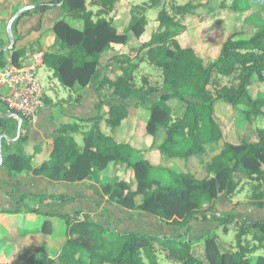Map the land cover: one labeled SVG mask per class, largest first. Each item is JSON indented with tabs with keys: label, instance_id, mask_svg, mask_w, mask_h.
I'll return each instance as SVG.
<instances>
[{
	"label": "trees",
	"instance_id": "trees-1",
	"mask_svg": "<svg viewBox=\"0 0 264 264\" xmlns=\"http://www.w3.org/2000/svg\"><path fill=\"white\" fill-rule=\"evenodd\" d=\"M240 1L254 0H233L232 9L239 10ZM116 4L117 0H53L36 4L34 9L21 14L59 8L67 17L68 21L64 18L52 27L54 52L45 51L42 56L44 68L64 89L86 88L97 73L103 54L112 46L125 47L130 36L138 41L133 47L137 60L121 53L112 58L118 72L112 75L107 71L93 87L96 114L88 118L69 117L57 129L48 161L33 167L23 154L11 153L0 160V167L10 177L25 172L57 183H99L110 203L150 215L177 233L171 238L140 232L115 233L84 212L42 213L38 206L24 205L26 199L67 202L69 197L25 195L15 199V204L23 205L25 213L45 218L37 228L35 225L17 231L18 236L51 239L53 226L48 218L63 221L64 236L54 254L40 245L30 249L19 263L16 251L12 264H264V220L238 222L230 214L214 211L219 197L232 196L243 183L253 186L251 204L264 208V126L256 128L254 141H225L206 165V175L201 179L189 171L153 165L146 158L154 150L170 160L188 161L203 155L206 145L220 142L223 132L214 117L218 102L243 106L241 116L250 125L264 116V91L260 98L252 99L249 90L254 76L264 85V23L252 36L238 31L227 37L220 44L217 58L205 63L180 38L186 20L194 15L193 5H174L172 13L159 11L158 30L145 41L144 18L131 17L123 31L116 28L112 17ZM70 21L81 23L80 29ZM65 50L68 52L62 53ZM9 51L13 52L14 64L19 66L25 53L13 48L1 50L0 66L2 55ZM141 64L160 71V85H151L144 77L137 84L135 73ZM220 79H234L236 83L222 85ZM157 95L160 97L149 107L145 127L151 146L140 151L141 158L134 160V149L129 143L117 141L116 134L128 117V101L135 100L138 106L146 107ZM170 98L180 103L177 115L167 104ZM101 125L110 134L104 133ZM5 127L6 119L0 115V129ZM156 142L158 145L154 146ZM108 170L111 179L102 183ZM204 204L208 206L204 208ZM197 218L216 223L224 233L234 230V244L229 251H221L216 236L210 235L203 239L201 255L197 254L198 245L187 239ZM5 243L0 237V244Z\"/></svg>",
	"mask_w": 264,
	"mask_h": 264
},
{
	"label": "rangeland",
	"instance_id": "rangeland-1",
	"mask_svg": "<svg viewBox=\"0 0 264 264\" xmlns=\"http://www.w3.org/2000/svg\"><path fill=\"white\" fill-rule=\"evenodd\" d=\"M156 1V3H153ZM233 0H117V9L112 15L114 24L119 31H123L128 27L131 17L144 18V34L142 39L147 41L150 36L158 30L157 14L161 10H167L172 13L171 8L174 5L191 4L194 6V15H191L186 20L185 31L180 37L183 43H189L193 49L203 58L205 63H208L217 58L220 51V44L225 41L227 37L235 32L243 31L246 35L252 36L257 32L264 23V2L261 0L254 1H240L237 3L239 10L232 9ZM16 12V11H15ZM67 21V17L65 18ZM15 21L12 22L9 27V22L0 21V40L4 46H10L9 34L12 31V27ZM70 24L80 29L81 23ZM0 41V46L2 42ZM138 45V41L130 36L128 44L122 49L121 54H127L133 59L135 52L133 47ZM60 49V48H59ZM118 50V48L116 49ZM116 52V51H115ZM5 54V53H4ZM9 56L4 58L3 64L9 59ZM137 60V59H136ZM114 69L117 66L111 63ZM113 75V74H112ZM39 80L45 89V93L50 95L52 99L57 103V106H61L67 99L74 100V92L68 89L62 88L56 79L52 77V74L44 67L40 68L38 73ZM146 78L151 85H160L162 81L161 73L159 70L150 67L146 64H141L139 69L135 73L136 82L138 85L141 83V78ZM96 81V80H95ZM222 85H232L236 82L234 79H220ZM250 96L252 99L261 97L264 91V85L258 82L254 76L252 79V85L250 87ZM64 92V95L62 96ZM49 93V94H48ZM62 93V94H61ZM70 96V98H68ZM49 97V96H47ZM160 95H157L150 99L146 107L138 106L135 100L128 101L130 108L128 117L124 120L123 126L120 128V135L116 134V140L123 143H135L136 148H144L145 145H149V139L145 132L146 123L149 118V107L159 99ZM76 102L80 101V96H76ZM61 103V104H60ZM167 104L172 108L173 112L177 115L180 109V103L174 98H170ZM245 108L243 106L231 107L224 103L218 102L214 106V117L219 123L222 132L223 139L218 143H212L205 146V153L198 157H193L188 161L183 160H170L165 157V163H160L162 167L173 168L175 171H189L196 175V178H203L206 165L210 162L213 156L218 154L225 141L237 143L241 140L254 141L256 140L255 130L257 127L264 126V116L255 119L251 125L246 123L242 116L241 111ZM106 109H104L105 112ZM264 110V109H263ZM94 116L96 111L87 112L84 117ZM91 116V117H92ZM6 129V127H5ZM5 129H0L4 131ZM101 129L104 133L110 134L109 129L104 125H101ZM77 141L80 144V136H77ZM158 142V141H157ZM154 144V146L157 144ZM131 146V145H130ZM143 151V150H141ZM152 151V155L146 157L153 165H158L160 154ZM155 154V155H154ZM141 158L140 151H135L134 160ZM112 165L110 166V168ZM108 174L107 179L102 178V183L110 180L109 170L105 173ZM92 182V181H91ZM55 185V186H54ZM65 183H52L46 185V190L43 195L54 194L66 189ZM98 185V186H97ZM100 185L92 184L91 188L88 187L87 193L94 200L95 217H91L93 221L101 224L102 226L109 227L106 222V216L109 214L110 209L107 207L108 197L100 191ZM253 190V186L248 183H243L242 188L237 190L232 196H221L215 201L214 211L219 213H227L233 216L238 222L249 223L251 221H257L264 218V208L258 209L251 204L250 196ZM264 191V188H263ZM105 198L107 200H105ZM53 200H41L40 202L25 200V204L33 207H43V211H54ZM40 204L44 206H40ZM111 204V203H110ZM208 204H204L206 208ZM116 209L127 212V210L117 207ZM25 208H22L21 212H24ZM17 217V212H9V214H0V237L6 241L5 244H0V262H6L12 264L16 257V251L18 252V261H22L31 250L37 246L43 245L46 249L54 254L64 236V223L60 219H55L52 222L53 237L51 239L44 238L41 241V236H29L21 238L18 236L17 231L22 232L36 225V228L43 221V217H40L38 222L32 220L33 218ZM118 225L126 227L124 232H140L145 234H151L158 237L171 238L176 229L161 225L158 221L150 215L142 214L138 211H130L124 215L117 214ZM115 222V223H116ZM124 232L122 234H124ZM215 235L218 239L220 250L229 251L230 247L234 244V230H229L228 233H224L222 228L217 226L211 221H201L200 218L193 220L192 229L189 234L190 243L198 245L195 247L198 255H201L203 239ZM31 249V250H30Z\"/></svg>",
	"mask_w": 264,
	"mask_h": 264
},
{
	"label": "crops",
	"instance_id": "crops-1",
	"mask_svg": "<svg viewBox=\"0 0 264 264\" xmlns=\"http://www.w3.org/2000/svg\"><path fill=\"white\" fill-rule=\"evenodd\" d=\"M49 1L53 0L2 1L0 2V21L8 23L22 9L29 6L35 7L36 4ZM116 9L117 4L115 10ZM21 14L18 15L14 20L15 22L13 24L12 31L9 34L11 45L6 47L0 40L2 42L0 50L13 48L16 51H24L25 54L20 58L19 65H25L32 62L33 56L36 54H41L43 56V52L45 51H51L52 53L54 52L52 50L55 44V34L52 31V27L56 22L63 20L65 18V14L59 8H52L46 10L45 12L33 11L26 16H21ZM117 48L118 50H116ZM121 48L123 49L124 47L112 46L108 52L103 54L101 58V65L90 84L82 90L73 91V101L72 99H67L64 103H62L61 106H57V103L52 99V97L50 95H47L46 93L45 99L48 103H46L45 100V107L38 113L33 124L24 123L20 126L19 120L12 117V115H3L6 119L7 127L0 133V160L8 154L14 153L23 154L26 158L29 159V162L33 167H38L44 162L48 161L50 153L52 151L53 140L57 137V129L65 124L69 120V117L85 118L84 115L87 112L90 113L94 111V105L97 102V98L93 90L94 84L98 79H101L107 71H111L113 75L118 72V68L114 69L111 63L112 58L121 53ZM11 54L13 55L12 51L5 52V54H3L1 57L2 61L4 60V58ZM43 67L44 66H41V68ZM63 95L64 92L62 96ZM76 96H80L79 102H76ZM68 98H70V96H68ZM91 116L92 114L90 115V117ZM123 124L124 121L122 123V126ZM118 134H121L120 131ZM148 139L149 145H145L144 148H136L133 141L130 143V145L134 149V151L148 150L151 146L150 137H148ZM154 152L157 154L156 151ZM163 156L164 155H160L159 157H157V159L159 160L158 165H160V163L167 162L165 157ZM51 182L52 181L46 178L33 176L25 172L14 177H10L5 168L0 167V212L15 211L17 212V217H22L23 215L25 217L31 216L30 218H33L32 220L38 222L41 217L40 215L21 212L23 205H16L14 200L25 195L66 196L71 198L67 202H53L54 206L56 207L54 211H43V207L40 208V211L42 213L48 212L58 214H73L74 212L79 211L87 213L92 218L96 216L93 203L94 200L91 196L88 195L87 189L88 187L91 188L92 184L96 185L97 183L91 181H84L74 184L65 183L66 189L62 190L61 192L47 195L41 194L46 190V185H51ZM105 200L107 199L105 198ZM24 205H26L25 200ZM107 207L110 209V212L106 216L105 224L107 223L110 229L115 233L122 234L126 227L118 225V222H116L117 220L115 219H118L117 214L124 215L130 211L127 210V212H124L122 210H118L116 208L119 206H116L112 203H108ZM48 219L49 221L53 222V220H55L56 218ZM263 220L264 218L260 219V221ZM214 224L216 225V227L218 226L216 223ZM176 233L177 230H175L174 234ZM189 234L187 236L188 240Z\"/></svg>",
	"mask_w": 264,
	"mask_h": 264
},
{
	"label": "built area",
	"instance_id": "built-area-1",
	"mask_svg": "<svg viewBox=\"0 0 264 264\" xmlns=\"http://www.w3.org/2000/svg\"><path fill=\"white\" fill-rule=\"evenodd\" d=\"M8 58L0 66V115L16 116L20 126L33 124L45 107L46 93L38 77L42 55L36 54L32 62L19 66L14 64L12 54Z\"/></svg>",
	"mask_w": 264,
	"mask_h": 264
},
{
	"label": "water",
	"instance_id": "water-1",
	"mask_svg": "<svg viewBox=\"0 0 264 264\" xmlns=\"http://www.w3.org/2000/svg\"><path fill=\"white\" fill-rule=\"evenodd\" d=\"M32 9H34V6H29V7H26V8H24V9H22L17 15H15V16L11 19V21L9 22V27L11 26L12 22L17 18L18 15H20L21 13L26 12V11H31ZM0 52H1V50H0ZM65 52H68V50H65V51L62 52V53H65ZM49 53H52V52L49 51ZM62 53H61V54H62ZM12 117L16 118V116H14V115H12Z\"/></svg>",
	"mask_w": 264,
	"mask_h": 264
}]
</instances>
